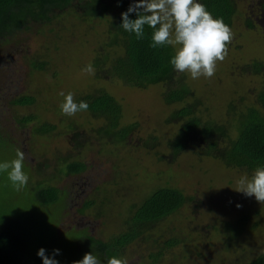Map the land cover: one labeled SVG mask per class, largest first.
<instances>
[{
	"label": "rangeland",
	"instance_id": "obj_1",
	"mask_svg": "<svg viewBox=\"0 0 264 264\" xmlns=\"http://www.w3.org/2000/svg\"><path fill=\"white\" fill-rule=\"evenodd\" d=\"M234 2L228 24L233 39L228 44L226 59L218 62L215 75L194 80L184 73L193 93L202 97L197 106L202 111L200 116L220 122L229 118L223 111L226 102H234L238 107L237 97L241 95L239 103H248L252 100L249 88L257 87L263 79L261 73L245 71V65L252 59L264 62V10L261 8L264 0ZM114 10L83 18L74 9H56L49 21H32L26 28L0 38V139L9 142L12 148V158L2 155L0 162L15 159L19 148L26 154L27 186L34 185V178H42L45 183L58 187L57 200L49 206L51 211H56L52 226L51 212L36 216V223L42 228L45 225L44 240L58 249L88 253L74 232L80 230L105 238L119 228L118 219L125 214L128 203L138 201L155 186L169 184L193 195L194 200L182 203L168 217L153 224L151 237L127 244L123 258L144 259L142 253L151 247L152 238L159 241L173 233L182 237L183 246L177 243L169 247L157 264H240L253 254L264 252V204L236 191L238 179L251 176L253 171L223 167L218 160L199 158L189 149L167 159L164 141L174 125L164 122L163 118L177 103L163 102L158 84L131 87L117 78L100 74L97 77L85 71L104 38L106 19ZM246 17L254 24L250 28L244 24ZM35 62L41 63L40 68L32 66ZM96 89H104L119 103L120 123L135 122L129 141L102 144L101 135L95 132L100 118L95 120L85 111L74 116L62 114L61 91L71 92L76 98ZM18 94H31L34 99L28 105H17L11 99ZM25 113L35 117L28 124L18 126L15 118ZM41 121L53 124V129L47 133H30L31 123ZM74 130L90 136L79 147L72 144ZM148 135L156 136L155 144L147 148L137 146L139 141L135 137ZM74 155L84 161L82 171L56 172L61 160ZM40 162L44 165L37 168L36 163ZM1 176L3 173H0L1 195L18 192ZM27 186L20 190L25 197L32 193ZM87 198L94 202L81 208ZM11 203L18 207L20 204L13 200ZM238 213H247V220L235 243L223 248L222 222L232 220Z\"/></svg>",
	"mask_w": 264,
	"mask_h": 264
},
{
	"label": "trees",
	"instance_id": "obj_2",
	"mask_svg": "<svg viewBox=\"0 0 264 264\" xmlns=\"http://www.w3.org/2000/svg\"><path fill=\"white\" fill-rule=\"evenodd\" d=\"M206 6L215 18H223L228 25L235 9L234 0H198ZM130 0H0V38L26 28L32 21H49L56 9L70 8L82 15L83 18L101 15L104 11L115 9L106 19L104 38L95 48L91 57V65L95 69L94 76L102 75L107 78H117L121 83L131 87H145L158 84L160 98L165 103H177L169 110L163 121L174 125L171 134L166 137L164 144L167 151L166 158L174 156L184 149H189L199 158H214L223 167H237L247 171H254L257 166H264V62L252 59L246 63L245 71L261 73L263 79L257 87L249 88L252 100L242 103V96L238 95L239 106L234 102H226L224 114L229 118L225 121L209 120L200 116L201 110L197 106L202 102L193 93L185 74L176 71L170 64L174 55L172 45L151 47L153 29L147 25L144 35L137 39L134 33L126 32L121 25V13L130 6ZM262 11L264 4L261 5ZM130 19L136 14L130 13ZM244 24L252 27L250 18H244ZM264 34V32H263ZM40 68L41 63H31ZM100 78V76H99ZM57 86H60L58 84ZM213 91V90H212ZM211 91V93H212ZM205 98V97H204ZM31 94H18L11 99L17 105H28L33 101ZM77 102L85 101L89 108L85 111L89 117L100 122L95 132L101 135L102 144L108 142H127L135 130V122L120 123L121 110L119 103L104 89H96L77 96ZM202 112V111H201ZM32 113H25L15 118L18 126L28 124L34 119ZM54 125L45 121L32 122L30 133H47ZM74 146L78 147L90 136L82 131L74 130L71 133ZM137 146L147 148L155 144L156 136L148 135L135 137ZM106 141V142H105ZM8 145V146H7ZM11 144L0 139V156L12 158ZM14 158V157H13ZM62 163V164H61ZM60 167L56 165V172L79 173L85 167L82 159L75 155L62 161ZM44 165V163H36ZM36 168V171H37ZM2 179L8 180L7 173ZM27 187L31 190L30 196H23L21 191L0 194V264H43L37 255L40 248L46 250V255L55 259L58 264H72L73 261L83 258L84 253L74 250L58 249L44 240L42 226L36 223L39 213L51 212V225L55 221L56 211L49 208L57 200L59 189L53 184L45 183L44 179L32 181ZM40 183L41 185H38ZM34 189V190H33ZM21 193V194H20ZM20 197L18 198L17 196ZM16 196V197H14ZM12 200L18 204H12ZM26 200H29L27 203ZM194 196L183 193L172 185H160L150 189L136 202L128 203L125 214L119 217V228L105 238L93 237L83 231L74 232L88 252L97 256L101 264L116 256L123 257V250L131 242H140L151 237L150 228L157 221L168 217L182 203L193 201ZM24 201L25 204H21ZM94 200L84 199L81 208L90 206ZM30 203V204H29ZM50 206V207H49ZM247 213H238L232 220L222 222L224 247L228 248L235 243L237 235L247 220ZM142 240V241H143ZM179 244L183 246L180 235L173 233L159 241L152 238L150 248H145L141 260L128 261L129 264H157L169 247ZM59 250L53 254V250ZM184 256V255H183ZM240 264H264V252H257L246 258Z\"/></svg>",
	"mask_w": 264,
	"mask_h": 264
},
{
	"label": "clouds",
	"instance_id": "obj_3",
	"mask_svg": "<svg viewBox=\"0 0 264 264\" xmlns=\"http://www.w3.org/2000/svg\"><path fill=\"white\" fill-rule=\"evenodd\" d=\"M135 13L136 18L130 19L129 14ZM153 29L151 47L172 45L174 55L170 64L180 73L190 74L192 79L212 78L217 70L218 62H223L228 54V44L233 39L232 29L223 21L215 18L206 6L198 0H138L130 4L121 13V25L126 32L134 33L137 39L144 35L145 26ZM90 74L95 73L91 64L85 69ZM60 104L62 114L74 116L78 112L87 111L89 105L85 101L77 102L74 94L63 91ZM26 154L17 148L15 159L0 162V173H7L12 187L20 191L28 184L29 176L24 171ZM236 191L264 204V166H257L251 176H241L237 181ZM239 207V205H237ZM59 250L54 249L53 254ZM37 255L43 264H58L46 255V250L38 249ZM72 264H101L97 256L91 252L85 253L80 260ZM107 264H129L123 257L112 256Z\"/></svg>",
	"mask_w": 264,
	"mask_h": 264
}]
</instances>
